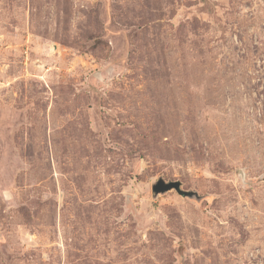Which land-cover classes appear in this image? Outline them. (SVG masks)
Returning a JSON list of instances; mask_svg holds the SVG:
<instances>
[{"label":"rangeland","instance_id":"rangeland-1","mask_svg":"<svg viewBox=\"0 0 264 264\" xmlns=\"http://www.w3.org/2000/svg\"><path fill=\"white\" fill-rule=\"evenodd\" d=\"M0 264H264V0H0Z\"/></svg>","mask_w":264,"mask_h":264},{"label":"water","instance_id":"water-1","mask_svg":"<svg viewBox=\"0 0 264 264\" xmlns=\"http://www.w3.org/2000/svg\"><path fill=\"white\" fill-rule=\"evenodd\" d=\"M171 188H175L178 191H180L179 190V182L178 181L165 182L163 180H160L157 182V184L155 185L152 192L154 195H156L158 192H164V191H167Z\"/></svg>","mask_w":264,"mask_h":264}]
</instances>
